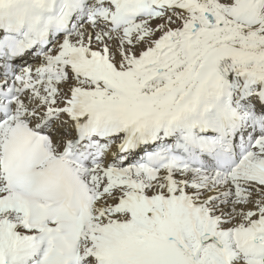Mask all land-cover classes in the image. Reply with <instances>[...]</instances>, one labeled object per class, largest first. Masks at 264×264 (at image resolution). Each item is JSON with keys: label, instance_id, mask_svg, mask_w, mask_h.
I'll use <instances>...</instances> for the list:
<instances>
[{"label": "snow or ice", "instance_id": "obj_1", "mask_svg": "<svg viewBox=\"0 0 264 264\" xmlns=\"http://www.w3.org/2000/svg\"><path fill=\"white\" fill-rule=\"evenodd\" d=\"M0 264H264V0H0Z\"/></svg>", "mask_w": 264, "mask_h": 264}]
</instances>
